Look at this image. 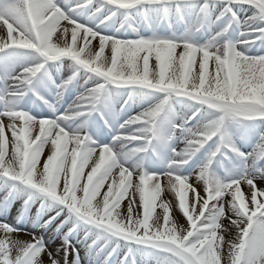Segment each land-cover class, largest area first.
<instances>
[{
  "label": "snow or ice",
  "instance_id": "6c2138e0",
  "mask_svg": "<svg viewBox=\"0 0 264 264\" xmlns=\"http://www.w3.org/2000/svg\"><path fill=\"white\" fill-rule=\"evenodd\" d=\"M0 194V264H264V0H0Z\"/></svg>",
  "mask_w": 264,
  "mask_h": 264
},
{
  "label": "bare ground",
  "instance_id": "6f19581e",
  "mask_svg": "<svg viewBox=\"0 0 264 264\" xmlns=\"http://www.w3.org/2000/svg\"><path fill=\"white\" fill-rule=\"evenodd\" d=\"M94 2H98V0H94ZM249 14H250V13H249ZM65 23H66V22H65ZM81 35H82V33H81ZM70 38H71V37H70V33H69V42H70ZM129 38H133V37L130 36ZM89 40L91 41V44L89 45L90 47H92L93 45H95L96 47H98V38L95 39V40H93L91 37H89ZM96 47L93 48V51L96 50ZM178 51H180V49H178ZM105 55H107V56L110 57V49H108V48L105 49ZM154 63H155V61H154V57L150 58V67H151ZM210 71H211V64H210ZM73 98H74V97L69 98V99H68V103H71V100H72ZM64 107H65V108L67 107V103L64 104ZM44 110L46 111L47 109L45 108ZM136 110L138 111L139 109H136ZM132 114H135V112H133ZM9 135H10V133H9ZM180 147H183V145H180ZM249 150H250V149H249ZM47 154H48V149L45 148V152H44V154H43V156H42V160H43L44 158H46ZM97 155H98V153H97ZM90 169H91V162H90L89 166L85 168V173H87L88 171H90ZM114 172L116 173L115 178H116V180H117V182H118V180H119L118 170H114ZM192 179H194V177H192ZM109 182H111V180H109ZM166 183H167L166 178L161 177V184H162V187L165 186ZM258 184H259V182H258ZM242 188L244 189L245 193H247V185H242ZM0 195H2V194H0ZM136 198H137V200L139 199V194H138V193L136 194ZM162 199L167 200V201H170V202H172L173 204L176 203V198H175V194H174V192H170V191H168L167 189H166L164 192H162ZM127 203H128V200H127V199H125L124 201H122V204H121V209H122V210H123V209H126V207H127ZM18 208H19V203H17V204L12 208V216H13V217L17 214V210H18ZM161 211H162V209L159 208V207L156 209V212H157V213H160ZM172 216L178 221L179 224L183 225V224L185 223V218L183 217L182 212L178 209V207H174V208H173V210H172ZM9 219H11V217H10ZM3 234H4V233H3V230H0V236H3ZM234 234H235V229L233 228V229H232V235H234ZM37 235H39V233H37ZM17 238H19V239H23V240H28V239H30V237H28L24 232H21L20 235H19V237H17ZM53 247H55V245H53ZM81 256H83V249H81ZM45 259H47V258L45 257ZM138 259H140V257H138ZM85 264H87V261H85Z\"/></svg>",
  "mask_w": 264,
  "mask_h": 264
},
{
  "label": "rangeland",
  "instance_id": "374dc122",
  "mask_svg": "<svg viewBox=\"0 0 264 264\" xmlns=\"http://www.w3.org/2000/svg\"><path fill=\"white\" fill-rule=\"evenodd\" d=\"M109 139H110V137H109Z\"/></svg>",
  "mask_w": 264,
  "mask_h": 264
}]
</instances>
